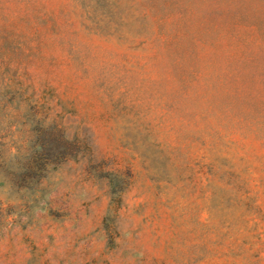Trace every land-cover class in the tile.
<instances>
[{
	"label": "rangeland",
	"instance_id": "rangeland-1",
	"mask_svg": "<svg viewBox=\"0 0 264 264\" xmlns=\"http://www.w3.org/2000/svg\"><path fill=\"white\" fill-rule=\"evenodd\" d=\"M0 264H264V0H0Z\"/></svg>",
	"mask_w": 264,
	"mask_h": 264
}]
</instances>
